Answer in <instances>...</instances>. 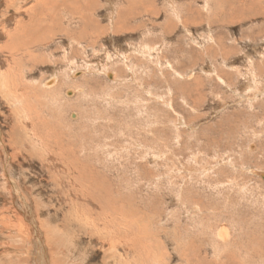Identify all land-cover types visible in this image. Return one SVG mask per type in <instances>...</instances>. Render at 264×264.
Wrapping results in <instances>:
<instances>
[{
    "label": "rangeland",
    "instance_id": "374dc122",
    "mask_svg": "<svg viewBox=\"0 0 264 264\" xmlns=\"http://www.w3.org/2000/svg\"><path fill=\"white\" fill-rule=\"evenodd\" d=\"M65 1L0 0V264H264V0Z\"/></svg>",
    "mask_w": 264,
    "mask_h": 264
},
{
    "label": "bare ground",
    "instance_id": "6f19581e",
    "mask_svg": "<svg viewBox=\"0 0 264 264\" xmlns=\"http://www.w3.org/2000/svg\"><path fill=\"white\" fill-rule=\"evenodd\" d=\"M43 1H44V0H43ZM61 1L64 3L65 0H61ZM71 1L74 2V0H71ZM71 1H69L70 4H71ZM105 1L107 2V5H108L107 7H109V10H108L109 13H107V16H108V17L106 16V18L109 19V24H110V28H111V29H110V28H109V29L112 30V29H113L112 26L115 25V24H114V21H115V20H114L115 15H116L117 12H119L118 8L121 6V4L118 2V3L120 4V6H119L117 3H115V2H111L110 0H105ZM117 1H118V0H117ZM117 1H116V2H117ZM165 1L170 5V8H171L172 11L174 12L173 15H175L176 17H178V20H179V14L177 13L178 9L174 6V5H176V4H174V2H173L172 0H165ZM171 1H172V2H171ZM174 1H175V0H174ZM58 2H60V1H58ZM65 2H66V1H65ZM69 2H68V3H69ZM121 2H122V1H121ZM123 2H124V0H123ZM138 2H139V1H138ZM47 3H48V2H47ZM63 3H62V4H63ZM75 3H77V2H75ZM82 3H84V4H82ZM82 3H79V6H80V7L83 8V7H85V6L88 5V6H89L88 11L91 9L90 7L92 6V5H91L92 2L90 3L88 0H87V1L85 0V2L82 1ZM1 4H2V3H1ZM62 4H61V6H63ZM65 4H66V3H65ZM72 4H73V3H72ZM77 4H78V3H77ZM136 4H137V1H136V2H134V1H129V5H130V6H133V5H134L135 9L139 6L138 4H137L138 6H136ZM139 4H140V5H143V6L146 7V8H148L147 6H148L150 3H149L148 5H146V3L144 4V2H143V4H142V2L140 1ZM129 5H128V6H129ZM43 6H44V5H43ZM72 6H73V5H72ZM124 6H125V5H124ZM57 7H58V6H57ZM66 7H67V5H66ZM66 7H65V8H66ZM69 7H70V6H69ZM69 7H68V9H72V11L70 10V14H68V22H72V21H73V23H75L74 21L77 20V18H75V17H77V15H76L77 13H75V12H78V9H77V8H78V5H77V7H76V6H75V7H71V8H69ZM92 7H93V6H92ZM110 8H112V9L110 10ZM93 9H94V8H93ZM119 9H120V8H119ZM128 9H129V8H128ZM117 10H118V11H117ZM121 10H122V9H121ZM139 10H140V9H139ZM144 10H146V9L144 8ZM65 11H67V10H65ZM141 11H142V10H141ZM141 11H140V12H141ZM71 12H73V13H71ZM92 12H94V11L92 10ZM123 12H124V11H123ZM125 12H126V11H125ZM149 12H150V14H151V13H152V9H151V11H149ZM132 13H133V12H132ZM155 13H156V11H155ZM33 14H34V13H33ZM94 14H95V12H94ZM133 14H134V13H133ZM136 14H137V13H136ZM144 14H145V13H144ZM146 14H147V13H146ZM83 15H84V14H83ZM91 15H92V14H91ZM120 15H121V14H120ZM30 16H31V15H30ZM137 16H138V15H137ZM151 16H152V15H151ZM69 17H71V18H69ZM72 17H73V18H72ZM127 17H128V16H127V14H126V19H127ZM129 17H130V16H129ZM135 17H136V16H135ZM46 18H47V17H46ZM140 18H141V17H140ZM83 19H84V18H83ZM118 19H119V18H118ZM136 19H137V18H136ZM121 20H122V19H121ZM34 21H35V20H34ZM118 21L121 23L120 20H118ZM133 21H134V20H133ZM32 22H33V21H32ZM105 22H106V21H105ZM122 22H123V21H122ZM138 22H139V21H138ZM124 23L126 24V21H125ZM28 24H29V23H28ZM28 24H27V25H28ZM70 24H71V23H70ZM70 24H69V25H70ZM79 24H80V22H79ZM116 24H119V23H116ZM125 24H124V25H125ZM128 24H129V23H128ZM169 24H170V22H169ZM83 25H84L85 27H82V28H81L82 30L79 31V33L81 34V35H80L81 39H83V36H84L85 34H87V33H89V34H88V35H85V38H88L91 34H92V35H96V34H95L96 32L93 33L95 30H99V29H100V30H99L100 32L98 31V32L100 33L99 35H101V33H103V35H104V33H105V31L102 30L100 23H99L97 20H95V19H89V18L87 19V18H86V19L83 20ZM183 25H184V24H183ZM28 26H29V25H28ZM116 26H117V27H116ZM116 26H114V29H113V31H111V33H114L115 29H116L115 33H117V32H118V33H119V32H123V31L121 30V29H122V28H121V25H120V26H119V25H116ZM122 26H123V25H122ZM166 26H168V25H166ZM35 27L38 28V25H36V26L34 25V26H33V28H35ZM90 27H93V29H89V30H90V31H89L88 28H90ZM108 27H109V26H108ZM115 27H116V28H115ZM123 28H124V27H123ZM135 28H136V27H135ZM160 28H161V27H160ZM31 29H32V26H31ZM34 30H35V29H34ZM49 30H50V29H49ZM110 30H109V31H110ZM125 30H126V29H125ZM131 30H132V29H131ZM51 31H52V30H51ZM54 31H55V30H54ZM107 31H108V30H107ZM35 32H36V31H35ZM90 32H91V33H90ZM98 32H97V33H98ZM137 32H138V31H137ZM147 32H148V31H147ZM32 33H33V32H32ZM111 33H110V35H111ZM115 33H114V34H115ZM16 34H17V33H16ZM36 34H37V33H36ZM66 34H67V33H66ZM17 35H18V34H17ZM29 35H30V32H29ZM33 35H34V34H33ZM68 35H69V34H68ZM190 36H192V35H190ZM8 37H9V35H8ZM15 37H16V36H15ZM76 37H77V36H76ZM91 37H92V36H90L89 38H91ZM193 37H194V36H192V38H193ZM11 38H12V37H11ZM11 38H10V39H11ZM17 38H18V37H17ZM52 38H53V37H52ZM12 39H13V38H12ZM12 39H11V40H12ZM39 39H40V38H39ZM15 40H16V39H15ZM18 40H19V39H18ZM77 40H79V39H77ZM17 42H18V41H17ZM40 42H41V41H40ZM79 42H80V41H79ZM125 43H126V42H125ZM195 43H196V42H195ZM32 44H33V42H28L27 45H26L27 48H28L30 45H32ZM33 46H34V45H33ZM137 50H139V49H137ZM158 50H159V49H157L156 51H158ZM146 52H151V50H150V49L147 50V49L144 47V51H143V53L146 54ZM160 55H162V54H158V55H157V58H160ZM150 57H152V55H150ZM157 58H156V59H157ZM158 60H159V59H158ZM122 61H123V59H122ZM88 62H89V61H88ZM88 62L84 63L85 66H83L82 68L85 67V72L88 71V72L90 73V72H91V68H93V67H92ZM152 62L154 63V60H153ZM99 66H100V64H99ZM103 66H104V65H103ZM103 66H102V67H103ZM82 68H81V69H82ZM81 69H80V70H81ZM96 70L98 71V69H96ZM99 70H100V69H99ZM105 70H106V69H105ZM92 71H93V70H92ZM94 71H95V70H94ZM97 71H96V72H97ZM101 71H102V70H100V72H98V73L101 74L104 70H103L102 72H101ZM54 72H55V71H54ZM77 72H78V71H76V70H75V71L73 70V72H72L71 77H73L74 80H76V78H77L78 75L84 74L83 71L80 72V73H77ZM91 73H92V72H91ZM111 73H113V71H112ZM111 73H109L108 70H106V71L103 72V74H106L107 77H108L110 80H112V79L114 78V76H113V74H111ZM70 74H71V73H70ZM93 74H95V73L93 72ZM95 75H97V74H95ZM106 75H105V76H106ZM50 76H51V75H50ZM57 77H58V76H57V73H55V75L53 76V78L51 79V81L45 84V85L47 86V89L51 90L53 87H54L53 89H55V83H56V81L58 80ZM118 81H119V80H118ZM116 82H117V81H116ZM77 84H78V82H75L74 85H77ZM257 89H258V88H257ZM55 92H56V91H55ZM80 93H81V92H80ZM83 93H84V91H83ZM263 93H264V91L258 90V92H256V94L254 95V96H255L254 98L261 96ZM52 94H53V93H52ZM56 94H57V93H56ZM74 94H75V92H74L73 90H67V91H65V95H66L67 97H68V96H72V95H74ZM149 94H150V92H149ZM77 95H78V94H77ZM67 97H66V98H67ZM149 97H150V96H149ZM151 97H152V96H151ZM57 98H58V97H57ZM75 98H76V97H75ZM76 100H77V99H76ZM55 101H56V100H55ZM65 101H66L65 104H66V105H69V106H70V105H73V104L76 102L75 99H74V97H73V99L70 98V99H66ZM57 102H58V101H57ZM168 104H169V103H168ZM63 105H64V104H63ZM39 115H40V114H39ZM78 116H79V115H78ZM72 117H73V119H74L75 117H77V114H73V116L71 115V119H72ZM77 118H79V117H77ZM72 125H73V124H72ZM120 135H121V134H120ZM150 151H151V150H150ZM138 152H139V151H138ZM157 155H158V154H157ZM153 157H155V156H153ZM159 157H160V156H159ZM156 160H157V159H156ZM153 163H154V162H153ZM154 164H155V163H154ZM232 166H233V165H232ZM232 166H231V167H232ZM210 170H211V169H210ZM203 171H204V170H203ZM242 171H243V170H242ZM206 172H207V170H206ZM252 172H253V171H252ZM253 173H254V172H253ZM256 173H257V172H256ZM256 173H254V174H256ZM203 174H204V173H203ZM170 175H171V174H170ZM255 176H256V175H255ZM259 177H261V178L264 180V172H262L261 175H260ZM207 179H208V178H207ZM227 184H228V183H227ZM232 185H233V184H232ZM228 186H229V184H228ZM234 186H235V185H234ZM240 190H241V189H240ZM12 192H13V191H12ZM18 192H19V191H18ZM19 193H20V192H19ZM231 193H232V191H231ZM16 194H17V193H16ZM23 202H24V204H27V201H26V202L23 201ZM21 203H22V202H21ZM199 206H200V205H199ZM21 207H22V205H21ZM200 207H201V206H200ZM194 208H195V207H194ZM185 209H186V208H185ZM197 209H198V207H197ZM200 211H201V210H200ZM21 215H22V214H21ZM131 217H132V216H131ZM19 220H21V219H19ZM41 220H42V219H41ZM19 223H21L22 226L25 225L24 222H23L22 220H21ZM42 224H43V223H42ZM18 225H20V224H18ZM43 225H44V224H43ZM43 225H42V226H43ZM79 225H80V224H79ZM121 225H122V224H121ZM122 226H123V225H122ZM226 227H227V226H226ZM19 228H20V227H19ZM48 229H49V228H48ZM46 230H47V229H46ZM122 231H123V230H122ZM46 232H47V231H46ZM117 232H118V231H117ZM239 232H240V231H239ZM23 233H24V232H23ZM44 233H45V232H44ZM118 233H119V232H118ZM40 235H41V234H40ZM120 235H121V234H120ZM220 236H221L222 238L225 239V236H224L223 234H221ZM217 237H218V236H217ZM45 238H46V237H45ZM116 238H118V237H116ZM112 239H113V238H112ZM43 240H44V239H43ZM112 242H113V240H112ZM114 242H115V240H114ZM126 242H127V241H126ZM229 243H230V242H229ZM244 243H245V242H244ZM45 244H46V243H45ZM118 244H119V243H118ZM118 244H117V245H118ZM246 244H247V243H246ZM114 245H116V244H114ZM118 246H119V245H118ZM139 247H140V246H139ZM116 248H117V247H115V249H116ZM43 250H44V249H43ZM43 250H42V251H43ZM215 250H216V249H215ZM45 251H46V250H45ZM218 251H219V250H218ZM39 253H40V252H39ZM185 256H186V255H185ZM223 256H224V255H223ZM46 262H47V261H46ZM46 262H45V263H46Z\"/></svg>",
    "mask_w": 264,
    "mask_h": 264
}]
</instances>
